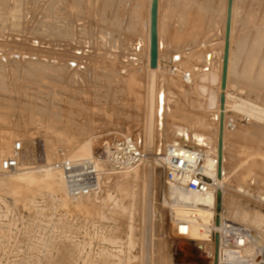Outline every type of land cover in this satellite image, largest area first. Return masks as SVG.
Returning a JSON list of instances; mask_svg holds the SVG:
<instances>
[{"label":"rangeland","instance_id":"rangeland-1","mask_svg":"<svg viewBox=\"0 0 264 264\" xmlns=\"http://www.w3.org/2000/svg\"><path fill=\"white\" fill-rule=\"evenodd\" d=\"M189 2L161 0L158 117L141 36L147 0H0V155L11 156L17 141L25 145L22 168L0 171V264H214L212 240L222 221L253 232L264 243V204L257 196L264 195V120L231 107L208 113L191 84L182 81L183 73L195 78L197 70L207 68L200 55L206 48L198 47L219 43L224 29L225 0H197L195 7ZM235 4L230 103L243 99L264 111V0ZM174 67L180 73H173ZM121 135L145 144L152 156L165 152L169 142L184 140L205 151L207 146L195 138L221 139L227 191L223 202L217 198V214L204 238L191 240L190 223L186 234L179 229L187 219L175 215L185 209L171 199V186L154 159L139 168L142 173L153 168L148 180L133 179V171L105 174L98 177L92 195L76 200L69 196V183L54 172V162L63 156L92 159ZM230 136L238 138L235 148ZM211 147L218 155L217 144ZM123 176L131 179L115 183ZM73 183L76 187L86 180ZM57 189H65L61 197ZM255 208L249 213L262 214L263 221H240L246 209ZM60 222L67 225L65 231ZM146 236L151 237L144 242ZM220 256L226 258L223 252Z\"/></svg>","mask_w":264,"mask_h":264},{"label":"bare ground","instance_id":"bare-ground-1","mask_svg":"<svg viewBox=\"0 0 264 264\" xmlns=\"http://www.w3.org/2000/svg\"><path fill=\"white\" fill-rule=\"evenodd\" d=\"M79 1V0H78ZM82 2V0H80ZM156 1V6H157V15H156V18H155V21L156 23H154V26H153V23H152V20H153V17H152V6H153V3ZM235 1L236 0H225V4H224V14H223V33L222 35L220 36V41L219 43L217 42H207V43H203L201 44L198 48L201 49V50H204L205 48V51L201 52V59L204 61V63L206 64L205 66H207L206 69H200V70H197L196 71V74H195V78L191 77V86L195 89V92L197 94V96L200 98V100L203 102V105H204V109L206 112L208 113H217L218 111H220L221 109L223 108H227V107H231V110H234V111H237V112H240V113H245L247 114L249 117L253 118L254 120H264V111L263 109L255 104V103H252V102H249L247 100H243V99H235L232 103H230L231 101V94L229 93V82H230V75H231V66H232V57H233V51H232V34H233V24H234V15H235ZM258 1V0H257ZM80 4V3H79ZM161 0H147V15L145 17V20L142 22V37L144 36V44L146 47V68H147V71L151 72L150 76H149V88H150V92H151V98L153 97H156V100H157V106H156V116L158 114V117L160 116V111H161V102H162V99L160 97V94H159V91L158 92H155V90H157V82H156V72L158 70H160L161 68V55H162V49H163V43H162V32H161V28H162V5H161ZM197 5V0H190L189 2V5L192 6V7H195L194 6ZM75 5V4H73ZM5 6V5H4ZM79 7V6H78ZM198 9L200 10L199 13H204L201 12V10L203 9L204 10V6H200L198 5ZM222 10V8L220 9ZM206 12V11H205ZM200 15V14H199ZM203 15V14H202ZM203 17V16H201ZM70 19V17H69ZM201 22V21H200ZM152 34H155L157 36V46H158V56H157V64H156V67L155 68H152L151 67V45H152ZM142 37H138L137 38V45L140 44L141 40H142ZM194 48V47H193ZM193 48H188L186 51L187 52H191L193 50ZM197 47H195L196 49ZM176 58V57H175ZM179 59V58H178ZM260 63V62H259ZM204 66V65H203ZM159 73V71H158ZM159 76V75H157ZM190 76H191V73H190ZM181 79V78H180ZM160 80V79H159ZM263 81V79H262ZM260 81V82H262ZM189 85V84H187ZM149 91V90H148ZM194 92V93H195ZM149 94V93H148ZM156 94V95H155ZM195 94V95H196ZM147 96V95H146ZM150 97V96H148ZM148 99V98H147ZM149 102V101H148ZM150 104V103H149ZM150 106V105H149ZM147 108V107H146ZM155 110V109H154ZM149 113V112H147ZM152 113V112H151ZM149 115V114H148ZM151 115V114H150ZM158 117L156 119V121L158 120ZM148 121V119H147ZM155 122V121H154ZM149 123V122H148ZM158 123V121H157ZM33 124V123H32ZM147 124V122H146ZM155 124V123H154ZM40 125V124H39ZM148 125V124H147ZM146 126V125H145ZM149 126V125H148ZM155 126H157L155 124ZM156 128V127H154ZM147 128H145L146 130ZM156 131V130H155ZM146 132V131H145ZM221 132H222V123H221ZM148 134V133H147ZM146 136V135H144ZM145 138V137H144ZM148 138V136H147ZM147 140V139H146ZM140 141V140H138ZM143 141V140H142ZM141 142V141H140ZM147 142V141H145ZM140 144V143H139ZM14 145V144H13ZM178 145V144H177ZM48 146V145H47ZM145 147H147L145 144L143 145ZM142 146V147H143ZM49 147V146H48ZM146 151L148 148H145ZM12 150H13V146H12ZM150 151V150H149ZM148 151V152H149ZM157 152V150H155ZM205 154V158H204V165H203V172L209 176V177H215L216 181H217V188L214 192H208V193H205V194H202V195H198V194H194V193H191V192H188L187 190H185L184 188H181V187H177V186H171L169 187L168 189L169 190V193L171 192V199H175L174 201H176V204H180L182 207L180 209H185V210H177L176 212V215H175V218L179 219V220H186L191 224V229H189V234H190V238L191 240H198V239H202L204 238L203 236H205L206 233H208L210 230L209 227V224L211 223V218L214 217L217 213H216V202H217V198H221L222 199V202L223 200H225V194H226V189H225V186H226V183L225 181L223 180L224 179V176H223V169H222V141L221 139L219 140V143H218V152L217 154L218 155H213V151H210V152H206V151H203ZM158 153V152H157ZM160 154H162L161 152H159ZM164 153V152H163ZM157 155V154H156ZM49 156V155H48ZM95 157V156H94ZM92 157V159L94 158ZM154 158V157H153ZM152 158V159H153ZM3 159V157H1L0 155V163H1V160ZM5 159V158H4ZM48 159V158H47ZM91 159V158H90ZM21 160H22V155L20 156L19 158V162L21 164ZM50 160V159H48ZM155 162H158L160 160H158V158H155L154 159ZM48 162V161H47ZM157 164V163H156ZM147 165V163L145 164ZM250 165H252V168L253 166L256 167L255 165L257 164H254V163H251ZM249 165V166H250ZM153 166V165H152ZM248 166V168L251 170V168ZM144 168V167H143ZM145 169V170H144ZM143 169V173L141 172V169L137 168L135 170H132L133 171V175H132V178L133 179H137L139 177L143 178V179H147L148 178V175H149V172L153 171V168L152 170H150L149 168H144ZM53 170L54 172L58 173V174H61L63 176V173L62 171L58 170V169H55L53 167ZM158 170V169H156ZM154 169V171H156ZM139 171L140 174H143V175H139L137 174V172ZM163 172V171H162ZM159 174L161 172H158ZM127 174V173H126ZM152 174V173H151ZM154 175V174H153ZM157 175V174H155ZM230 177L233 174V172H229L228 174ZM107 176V175H106ZM152 176V175H150ZM160 176V175H159ZM101 178V176H99ZM110 177V175H109ZM150 178V177H149ZM159 178V177H158ZM239 178V177H238ZM127 179H131L130 177L128 176H123L120 180L115 179V183L117 184H121L126 182ZM237 179V178H236ZM139 179H137L138 181ZM148 180V179H147ZM146 180V181H147ZM133 181V180H132ZM136 181V180H135ZM134 181V183H135ZM144 180V182H146ZM152 180H149V183H151ZM235 181V180H234ZM143 182V184H144ZM154 182V181H153ZM114 183V182H113ZM162 183V182H161ZM74 185V183H73ZM121 185H119L120 187H122ZM134 185V184H133ZM124 186V185H123ZM146 185L144 184V187ZM154 186V184L152 185ZM147 188L149 187L148 186V182H147ZM155 187V186H154ZM160 188H161V184H160ZM118 189V188H117ZM150 191L153 190L151 189V187H149ZM144 190V188H143ZM155 190V189H154ZM62 191H65V189H57L56 192H57V196L58 197H61L59 194L62 192ZM149 191V192H150ZM161 191H162V188H161ZM147 192V195L148 193ZM152 192V191H151ZM150 192V193H151ZM155 194V193H154ZM264 194V193H263ZM151 195V194H150ZM149 195V196H150ZM3 194L1 195V199L2 198ZM148 196V197H149ZM258 196V200L261 199L264 195H257ZM147 197V198H148ZM252 197V196H251ZM172 199V200H173ZM4 200V199H3ZM149 201V198L147 199ZM146 200V201H147ZM152 200V199H151ZM144 201V200H143ZM3 202V201H2ZM152 202V201H151ZM165 202V201H164ZM173 202V201H172ZM202 202V203H201ZM146 203V202H145ZM148 203V202H147ZM166 203V202H165ZM3 204V203H2ZM151 204V203H150ZM177 204V205H178ZM225 204V202H224ZM149 205V204H148ZM147 205V206H148ZM45 206V205H44ZM231 207V203L229 205ZM240 206V205H239ZM243 206V205H241ZM152 206L150 205V207L148 206L147 208H151ZM174 207V206H173ZM187 207H190V208H194V216H191V214L189 213V210L187 209ZM224 207H227V206H224ZM237 208V206H235ZM245 207V206H243ZM154 208V207H153ZM175 208V207H174ZM179 208V206H178ZM229 208V207H228ZM246 208V207H245ZM250 208V207H249ZM239 209V208H238ZM241 209V208H240ZM248 209V207H247ZM246 209V212H244L242 214V217H241V222H249V223H252L254 225H258L261 221H263V216L262 214H258V213H254V214H251L254 212L255 209L248 211ZM171 210V209H170ZM237 210V209H236ZM244 210V209H243ZM47 211V210H46ZM145 211V210H144ZM175 211L172 210V212ZM225 209L223 208V213H224ZM242 211V209L240 210ZM245 211V210H244ZM253 211V212H252ZM154 212V211H153ZM171 212V211H170ZM171 212V214H172ZM251 212V213H249ZM144 213V212H143ZM142 213V215H144ZM148 213V212H147ZM156 213V212H155ZM239 213V211H238ZM237 213V214H238ZM263 213V212H261ZM236 214V213H235ZM150 215V214H149ZM222 214H219V216H221ZM144 216H147V215H144ZM224 216V215H223ZM143 217V216H142ZM240 217V215H237V218ZM146 218V217H145ZM148 218V216H147ZM144 219V218H143ZM152 219V218H151ZM145 220V219H144ZM150 220V216H149V219L148 221H146L147 223L149 222ZM143 221V220H142ZM141 221V222H142ZM177 221V220H175ZM230 221V220H228ZM145 222V223H146ZM151 222V221H150ZM149 222V224H150ZM231 222V221H230ZM55 223V222H54ZM58 223V222H57ZM147 223L145 225H147ZM182 223V222H181ZM232 223H235V222H232ZM238 223V222H237ZM143 224V222H142ZM236 224V223H235ZM58 225V224H57ZM60 226V230L62 231H65L66 230V224H62L60 222L59 224ZM181 225V224H180ZM218 225H219V222H218ZM237 225V224H236ZM239 225V224H238ZM54 226H56L54 224ZM150 226V225H149ZM152 226V225H151ZM150 226V227H151ZM212 226V225H211ZM240 226V225H239ZM149 227V228H150ZM200 227L203 228L204 232H199L200 230ZM213 227V226H212ZM34 228V227H33ZM143 228V227H142ZM144 229V228H143ZM151 229V228H150ZM181 230H184V227H180ZM213 229H215V227H213ZM217 230H219V227H216ZM142 230V229H141ZM147 230V229H145ZM144 230V231H145ZM179 230V229H178ZM209 230V231H208ZM143 231V230H142ZM150 231V230H149ZM214 231V230H213ZM216 231V230H215ZM246 231V230H245ZM248 231V230H247ZM251 231V230H250ZM46 232V231H45ZM148 232V231H147ZM151 233V232H149ZM251 233V232H250ZM253 233V232H252ZM251 233V234H252ZM255 233V231H254ZM35 234V233H34ZM44 234V233H43ZM61 234V233H60ZM153 234V232H152ZM188 234V235H189ZM218 236H219V231H218ZM216 234V235H217ZM256 234V233H255ZM147 236L148 233L146 234ZM144 236H145V232H144ZM143 237V238H146V240H144V242L152 236H150L149 238L148 237ZM254 236V235H253ZM44 237V236H43ZM260 237V236H259ZM40 238V237H39ZM38 238V239H39ZM261 238V237H260ZM44 239V238H43ZM142 241V240H141ZM213 243H214V247L215 248V256L213 257V260H214V264L215 262L217 261V264H237L235 263L232 259H229V255L227 254H224V256L226 258L224 259H221V256H220V252H223L220 248V245H218V251L216 250V241H215V238L214 240H212ZM219 241H220V237H219ZM151 242V240H150ZM255 242L257 244H259V246H262L263 249H264V243L262 244V241L258 239V237L255 236ZM141 243V242H140ZM149 244V242H148ZM147 244V245H148ZM212 244V243H211ZM43 245V244H42ZM141 251H143L141 249ZM145 251V250H144ZM147 254V253H146ZM150 254V253H149ZM148 256V255H147ZM151 256V255H149ZM148 256V257H149ZM154 256V254H153ZM152 256V257H153ZM150 257V258H152ZM149 258V259H150ZM147 260V259H145ZM154 260V259H153ZM212 260V261H213ZM150 261V260H149ZM152 261V260H151ZM150 261V262H151ZM154 263V262H153ZM152 263V264H153Z\"/></svg>","mask_w":264,"mask_h":264},{"label":"built area","instance_id":"built-area-1","mask_svg":"<svg viewBox=\"0 0 264 264\" xmlns=\"http://www.w3.org/2000/svg\"><path fill=\"white\" fill-rule=\"evenodd\" d=\"M172 72L180 73L176 67ZM182 81L190 84V73H183ZM24 150L25 145L22 141L15 142L11 156L1 161L0 171L18 172L22 168L19 158ZM204 154L198 147L168 144L164 153L152 156L133 136L121 135L103 146L93 159L72 160L63 156L54 162L53 167L62 171L65 180L69 183L68 194L74 200L95 193L98 190L99 176L130 172L144 166L153 157V159H161L157 164L163 169L167 184L202 195L214 192L217 188L215 177H209L203 172ZM80 179H85L86 183L74 187L73 182ZM260 202L264 204V196ZM187 209L194 216V208L187 207ZM181 222L179 229L183 226L186 234L189 222ZM219 225V245L223 253L229 255V259L237 264H264V249L255 242V237L250 232L226 221L220 222Z\"/></svg>","mask_w":264,"mask_h":264},{"label":"water","instance_id":"water-1","mask_svg":"<svg viewBox=\"0 0 264 264\" xmlns=\"http://www.w3.org/2000/svg\"><path fill=\"white\" fill-rule=\"evenodd\" d=\"M156 1L153 3L152 6V23L154 26V23H156L155 18L157 15V6ZM157 56H158V46H157V36L155 34H152V45H151V67L155 68L157 64ZM215 241H216V250L218 251V245H219V236L218 234L215 235ZM217 264V261L215 262Z\"/></svg>","mask_w":264,"mask_h":264},{"label":"crops","instance_id":"crops-1","mask_svg":"<svg viewBox=\"0 0 264 264\" xmlns=\"http://www.w3.org/2000/svg\"><path fill=\"white\" fill-rule=\"evenodd\" d=\"M162 61V60H161ZM162 64V63H161ZM184 134L186 135V133L184 132ZM202 136H204V135H202ZM195 138V137H194ZM232 138V139H231ZM198 142H200V143H203V144H205L206 146H207V150H205L206 152H210V151H212V145H214L215 144V146H216V144H217V147H218V142L216 143V141L215 140H210V138L208 137V136H205V139L203 140V141H201V140H199V139H197V138H195ZM236 139H238V138H234V137H231L230 136V138H229V140H228V142L230 141V145H233V147L235 148V146L237 145V140ZM185 141L184 140H181V142H169V143H167L166 144V147L168 146V144H183ZM225 148V151H226V154H227V144H226V146L224 147ZM202 151H204V150H202ZM228 159H229V157L227 156V161H228Z\"/></svg>","mask_w":264,"mask_h":264}]
</instances>
